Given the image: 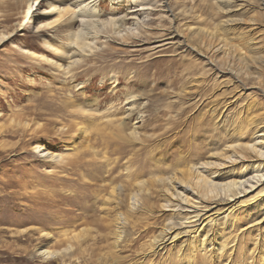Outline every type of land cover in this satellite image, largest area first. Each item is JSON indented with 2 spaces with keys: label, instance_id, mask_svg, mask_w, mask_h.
<instances>
[{
  "label": "rangeland",
  "instance_id": "1",
  "mask_svg": "<svg viewBox=\"0 0 264 264\" xmlns=\"http://www.w3.org/2000/svg\"><path fill=\"white\" fill-rule=\"evenodd\" d=\"M117 1L101 0L103 13ZM155 1L156 11L144 20L147 34L98 45L68 77L52 63L66 65L60 54L43 51L36 21L27 23L26 0H0V34L15 30L0 45V264H188L183 240L160 251L152 242L173 219L164 210L160 183L215 160L239 125L250 137L264 129V8L262 0H167L168 12ZM43 20L58 24L54 16ZM160 31H177L181 38L153 50ZM223 45L224 53L214 52ZM43 54L52 62L40 60ZM128 95L143 112L137 140H125L101 120L107 112L123 121ZM133 123L127 121L126 132ZM37 145L69 159L47 164ZM135 181L142 182V200L130 210L128 185ZM262 189L244 198L249 201L236 210L235 227L225 224L215 233L230 248L243 242L234 264H251L255 243L264 246ZM117 198L124 199L120 206ZM220 208L222 217L227 212ZM118 212L127 224L114 248ZM71 233L80 238L68 241ZM208 253L194 264L230 263L229 256ZM262 260L258 255L254 263Z\"/></svg>",
  "mask_w": 264,
  "mask_h": 264
},
{
  "label": "bare ground",
  "instance_id": "2",
  "mask_svg": "<svg viewBox=\"0 0 264 264\" xmlns=\"http://www.w3.org/2000/svg\"><path fill=\"white\" fill-rule=\"evenodd\" d=\"M121 1L114 2L112 12L105 15L100 8L101 0H26L24 14L27 23L36 21L33 27L34 34L43 33L41 36L44 44L43 51L48 52L45 49L48 48V50L54 52L53 55L60 54L66 65L54 63L44 54L38 56L40 60L52 62L64 72V75L73 77V70L76 67L78 68L83 60L91 56L93 51L98 49V45L105 44L107 41H115L114 38L124 41L128 37L138 39L143 33L147 34L150 28L145 24V17H150L156 11L158 1L129 0L125 4H121ZM166 1L161 0L162 4L165 5L163 6L164 10L171 12V9L166 7L168 3ZM262 5L264 8V0H262ZM53 16L57 17L58 24L55 27H50L51 25L45 24L43 19ZM228 25L229 22L225 21L224 27ZM51 30L54 32L53 36L46 33ZM14 32L15 30L0 34V45L13 37ZM57 33L61 35H57ZM154 35L156 37L153 42L155 44L153 50L165 47L173 42L178 43L177 40L181 38L177 31L170 33L160 31ZM104 40L106 42H102ZM225 46L227 45L216 48L214 52L224 53ZM228 74L234 77L236 75L233 71H228ZM124 103L123 121L105 116L107 112H103L104 116L101 120L112 125L117 131V135L122 136L125 140H137L140 135L138 132L140 127H136V124L141 125L143 123V112H141L140 104L136 101L134 95H128ZM66 106H70L69 103H66ZM58 111L60 112V110ZM91 111L82 109L83 113L93 117L96 113L102 114V112H97L98 110ZM130 120L135 123L132 124L131 131L128 133L126 132L128 130L127 121L131 122ZM106 128H103V130ZM92 129L96 132L100 130L99 124L92 125ZM243 129L242 125L238 126V134H236L235 139L225 146L222 154L216 155L215 160L200 165H190L185 170L177 171V173H173L161 181V191L167 198L164 210L173 212V219L165 225L159 235L154 237L152 242L156 244V249H159V251L164 250L169 242L173 244L183 240L182 243H187H183V245L187 250L185 254L187 255L188 264H194L196 257H210L214 254L211 252L212 254L209 255V251L216 252L222 257L229 256L227 257L229 258L228 262H230L228 264H234L233 253L236 250L243 249V242H238V247L233 245L230 248L229 244L218 242L217 238H214L215 233L222 231L226 227L223 226L225 224H229L228 227H235L236 222H232V220L236 218V210L243 208L248 203L249 200L244 199L246 196L262 186L263 189L259 193H264V129L254 131L251 137L246 135L249 130L243 133ZM82 132L87 133L88 130L84 128ZM42 148V146L37 145L34 150L40 159L47 164L63 163L69 159V157L66 158V155L55 154ZM240 164H242L240 171L231 169L229 172H221L228 165L233 168ZM128 186L130 193L126 197V201L129 203L130 210H133L137 203L142 200V182H130ZM133 187L137 189L134 190ZM114 191L115 188L112 192ZM113 201L119 203L124 202V199L117 198ZM219 206H222L220 210L225 209L226 215L220 217L224 212L218 213L219 209L217 208ZM259 219H255L252 223L257 222ZM126 224L127 217L122 212H118L115 220L114 248H117L119 242L123 240L126 233ZM216 227H219V229L215 230ZM68 236H70L68 241H75L80 238L78 233L69 234ZM236 239L237 237L232 243H235ZM257 246L256 242L253 252H251L253 253L251 264H257L254 263V259L255 257L257 259L258 255L264 260V246L261 249H258ZM68 248H71V245H68ZM230 250L231 253L226 255ZM243 253L241 252V255ZM39 254L47 255L49 252L40 250Z\"/></svg>",
  "mask_w": 264,
  "mask_h": 264
}]
</instances>
